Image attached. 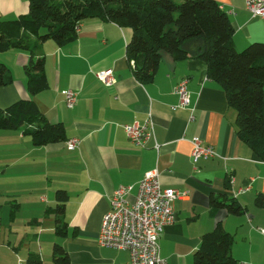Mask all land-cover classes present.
<instances>
[{
  "label": "crops",
  "instance_id": "1",
  "mask_svg": "<svg viewBox=\"0 0 264 264\" xmlns=\"http://www.w3.org/2000/svg\"><path fill=\"white\" fill-rule=\"evenodd\" d=\"M245 0H216L232 28V42L241 51L254 42L264 43V19L253 18ZM27 0H0V19L13 20L27 14ZM76 39L62 47L47 40L37 49L45 58L47 89L29 95L23 67L29 53L0 52V63L10 71L12 83L0 87V108L32 99L50 123L64 126L66 141L78 140L76 149L65 142L33 146L21 130L0 131V206H17L25 231L28 253L43 258L59 243L69 264H130L127 251L100 247L97 236L109 210V199L120 186L133 202L140 180L159 173V185L187 195L174 201L176 220L159 236L160 256L167 264H193L203 234L217 223L232 234L231 255L242 264H264V211L254 198L264 194V162L236 134V111L228 105L224 90L207 77L204 61H173L163 55L152 82L142 84L126 58L129 28L99 19L79 24ZM113 70L115 84L107 87L95 76ZM186 80L187 106L179 107L175 86ZM77 95L67 108L63 91ZM264 91V85H263ZM150 116L154 140L145 148L133 145L124 126L143 123ZM193 138L214 149V158L193 162ZM159 145L158 151L152 146ZM67 194L64 221L66 234L54 233L56 192ZM234 200L243 208L228 215L219 203ZM25 211V213H24ZM18 212V213H19ZM12 233V232H11Z\"/></svg>",
  "mask_w": 264,
  "mask_h": 264
},
{
  "label": "trees",
  "instance_id": "2",
  "mask_svg": "<svg viewBox=\"0 0 264 264\" xmlns=\"http://www.w3.org/2000/svg\"><path fill=\"white\" fill-rule=\"evenodd\" d=\"M28 12L13 20L0 19V52L23 50L29 59L23 67L29 95L47 89L45 58L37 49L47 40L58 47L73 42L79 24L88 19L110 21L129 28L126 58L133 63V75L142 84L152 82L156 69L167 55L173 61L199 59L205 62L207 77L226 94L236 111V134L264 162V43L254 42L241 51L235 49L233 28L216 0H27ZM10 71L0 63V87L12 83ZM41 147L66 141L64 126L50 123L32 99L19 100L0 108V131H18ZM67 194L56 192L54 233L66 234L64 221ZM264 211V194L254 198ZM228 215L243 213L238 203H219ZM17 206H11L15 214ZM234 237L217 223L202 235L193 254V264H242L231 255ZM52 264H69L68 254L59 244L52 247ZM25 264H43L39 254H26Z\"/></svg>",
  "mask_w": 264,
  "mask_h": 264
},
{
  "label": "built area",
  "instance_id": "3",
  "mask_svg": "<svg viewBox=\"0 0 264 264\" xmlns=\"http://www.w3.org/2000/svg\"><path fill=\"white\" fill-rule=\"evenodd\" d=\"M244 7L253 18L264 19V0H245ZM220 9L222 7L219 6ZM105 86L115 84L113 70L108 69L95 74ZM187 81L181 80L174 88L178 97L179 107L189 103ZM67 108H73L77 95L72 90L63 91ZM128 140L135 146L145 148L147 143L154 140L153 123L150 116L143 123L134 122L124 126ZM191 144V159L193 162L205 161L216 156L214 149L204 145L198 138H193ZM67 150L76 149L78 140L70 139L65 142ZM159 145L154 141L153 148L158 151ZM157 170L148 172L138 183V191L133 202L126 200L131 190L130 186H120L109 199V210L101 220L97 236L100 247L127 251L130 264H167L160 256L158 245L159 236L165 227L174 224L176 217L173 209L175 200L186 196L173 188H163L159 185ZM264 236V229H258ZM21 264V263H20Z\"/></svg>",
  "mask_w": 264,
  "mask_h": 264
},
{
  "label": "rangeland",
  "instance_id": "4",
  "mask_svg": "<svg viewBox=\"0 0 264 264\" xmlns=\"http://www.w3.org/2000/svg\"><path fill=\"white\" fill-rule=\"evenodd\" d=\"M4 183L5 180L0 179V186ZM7 200L6 197H0V205ZM10 210L9 206H0V264H25L23 254L27 240L24 237L30 226L21 221L23 210L22 213L17 210L15 214ZM50 253L43 258V264H52Z\"/></svg>",
  "mask_w": 264,
  "mask_h": 264
}]
</instances>
